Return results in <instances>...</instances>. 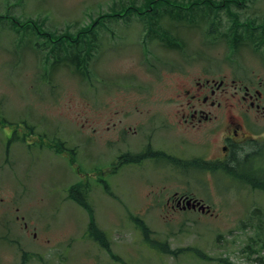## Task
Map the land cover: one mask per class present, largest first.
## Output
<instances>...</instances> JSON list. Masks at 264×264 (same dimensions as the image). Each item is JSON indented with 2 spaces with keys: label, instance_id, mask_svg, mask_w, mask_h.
<instances>
[{
  "label": "rangeland",
  "instance_id": "obj_1",
  "mask_svg": "<svg viewBox=\"0 0 264 264\" xmlns=\"http://www.w3.org/2000/svg\"><path fill=\"white\" fill-rule=\"evenodd\" d=\"M146 2L0 0V14L20 22L38 21L40 29L54 37L91 31L94 22L108 25L98 28V46L89 45L83 54L88 62L80 60V71L75 68L78 60L65 52L60 60L47 56V38L35 29L0 28V200L16 201L18 209L9 216L11 233L0 221V264H19L17 242L36 256L28 264H264L262 189L243 187L224 170L219 171L222 175L194 169L182 174L160 166L157 172L150 160L107 172L118 151L141 146L138 137L125 142L112 133L117 125L137 121L147 129L156 127L152 140L159 150L186 159L217 157L216 141L177 125V112L187 100L182 88L205 73L253 89L264 83V52L244 44L231 48L234 34L229 40L221 34L246 19L251 28L264 27V0H246L231 9L230 3L213 0L219 11L212 22L207 16L190 23L163 18L161 28L176 37V48L161 43L153 31L152 41L145 37L147 23L136 13L130 22L105 21L120 4L144 12ZM247 117V133L264 136V115L254 110ZM11 130L16 136H8ZM55 141L68 149H60ZM7 142L10 164L4 163ZM252 145L240 153L252 152ZM263 164L264 159H255L241 174ZM253 171L256 178H264L257 167ZM86 182L93 187L90 203L97 226L107 233L110 252L87 237L91 217L68 199L71 187ZM176 192L200 200L209 211L170 207L167 200ZM17 215L24 219L17 222ZM133 217L143 219L153 238L167 242L177 256L147 247ZM31 220L36 225L29 226L28 236L22 223Z\"/></svg>",
  "mask_w": 264,
  "mask_h": 264
},
{
  "label": "flooded vegetation",
  "instance_id": "obj_2",
  "mask_svg": "<svg viewBox=\"0 0 264 264\" xmlns=\"http://www.w3.org/2000/svg\"><path fill=\"white\" fill-rule=\"evenodd\" d=\"M208 74L209 73H205L200 77L192 78L191 87L182 88V93L186 96L187 100L186 103L181 104V111L177 112L181 115L177 116L180 117V119L177 120L176 123L177 125L184 126L186 129L194 130L198 135L203 132L208 142L216 141L218 155L217 157L209 159L205 157H192L191 160L194 161L192 163L193 165L188 166L185 164L186 158L184 156H179L183 154H171V158L177 160L178 167L173 164V161H170L168 168L172 171H179L180 169L185 170L189 167L194 169L196 167L204 171L208 164H213L219 171L228 170L230 173L233 172V174H236L233 176V180L236 182L240 180L243 187H262L259 181H264V178L261 180L251 175H258L253 171L254 168L257 167L261 175L264 176V164L262 166L254 165L251 169V173L241 174V168L236 167V161L239 158L248 157H250V160L256 159L258 161L264 159V136H250L246 131L248 122L247 116L250 111L255 110L264 115V83L260 81L257 88L253 89L248 85L238 86L235 80L229 83L226 76L221 77ZM231 86H233V89ZM185 110L186 112L184 113ZM128 117L129 115L125 116V118ZM127 124L128 123L119 127L115 123L117 128L112 132L113 135L115 136L117 134L120 138H123L125 142L131 136L141 139V146H139V149H136V153L146 155V159L152 161L154 165V161L157 160L156 158L158 156L157 151H159V149L154 147L152 142L157 132L156 127L147 129L144 123L138 121L135 127L133 126L136 124ZM166 125L168 127L171 126V128H176V124L174 125L173 123L171 125V122L166 123ZM248 143L253 144L252 152L246 155L241 154V149ZM258 149L260 153H257ZM124 154L125 153H120L110 165H115ZM165 155H167V153H165ZM161 165L165 167V164ZM107 169H113V166L107 167ZM246 175H249V178L245 177ZM175 194L172 198L168 199L167 203L172 208L181 207L183 209L187 200L181 201V198H188V195ZM13 208L14 206L11 204L0 205V213L10 214ZM16 218L18 219L19 217ZM5 225L9 226V222H6ZM23 229L28 230L27 223H23ZM33 235L36 237L34 233ZM21 253L20 264H26L28 260L23 259V254L25 253ZM10 264H13L12 261Z\"/></svg>",
  "mask_w": 264,
  "mask_h": 264
},
{
  "label": "trees",
  "instance_id": "obj_3",
  "mask_svg": "<svg viewBox=\"0 0 264 264\" xmlns=\"http://www.w3.org/2000/svg\"><path fill=\"white\" fill-rule=\"evenodd\" d=\"M246 0H224V2L230 3L228 6L235 5L238 8L240 6H243V3ZM148 5V8L144 12H139L138 10H135L134 7L120 4L119 10L124 11L120 16H125V19L128 20L130 17L134 15V13H137V15H143L142 20L144 19L147 23V26L149 29L157 35H159L161 38V41L168 44L169 47H178L176 42V37L171 36L166 30H163L161 28V20L165 17L169 18L170 22H182L187 21L190 23V19L197 18H203L208 17L211 22L217 19V12L219 11V8H216L214 5L213 0H147L146 4ZM217 6V5H216ZM132 7V8H131ZM218 7V6H217ZM135 10V11H134ZM152 10V12H151ZM197 10L198 14H194L193 11ZM149 11V12H148ZM186 12V13H184ZM209 12V13H208ZM210 12L212 15H210ZM216 12V13H215ZM230 12V11H228ZM117 13V12H116ZM109 15L108 18L110 20H114L115 18H119L117 14ZM189 14H192L191 16H188ZM208 14V15H207ZM146 15V16H145ZM232 16V15H231ZM145 17V18H144ZM0 19L6 20L0 23V28H3L5 25H11V28H14L16 25H26L33 29H35L40 35H44L45 39V48L47 49V54L52 55L53 58L57 56L58 60H60V56L63 52L69 54V57H72L74 59H77L78 62H75L77 65L75 68L80 71V60H85V62H88V57L85 55L83 58V54L87 52V48H89V40L93 37L90 36V34L86 36H79L78 39L75 38L74 40L66 39V36L61 35L58 37H54L55 35H46L44 31H42L39 27L38 21H27V22H20L19 20L7 15H1ZM230 20H234L233 17L229 18ZM106 20V19H105ZM236 22V21H235ZM249 19H246L244 23H239L240 28L238 30L235 29V26H232L227 32H221L222 37L227 38L228 40L230 38V34H234L233 38V44L231 47L234 49H238L241 45H247V46H254L256 50H259L264 47V27H259L257 30L249 27ZM104 23L105 22H99ZM98 23V24H99ZM264 24V22H262ZM214 25V22H213ZM31 28H29L31 30ZM217 29H211V32H216ZM219 32V31H218ZM33 34V33H32ZM34 35V34H33ZM69 38V37H67ZM61 58H67L64 57V55L61 56ZM87 64V63H86ZM54 65V62L52 63ZM141 158V155L134 156V160L136 162ZM248 158H239L236 161V167L242 168L245 165L249 164L252 159L250 160ZM189 164L192 166L193 164ZM244 173L248 174L251 173L250 170H244ZM250 175V174H249ZM249 175H246L245 177L249 178ZM252 177H256L254 175H251ZM259 183L262 185V187H253V188H259L264 191V181H259ZM81 193V194H78ZM89 189L88 187H75L73 186L69 191V199L76 202L79 206L83 207L85 210H87L92 219L90 222L88 234L90 238H92L94 241L98 242L100 246H102L104 249L109 250V242L107 240L106 234L97 226L95 221L93 220V208L90 204L89 197ZM136 221V225L139 228L142 236L143 241L146 246H148L151 249L156 250L157 252L161 254H167L172 256H177L178 251L172 250L169 246V244L165 241H161L157 239L156 237L153 238L151 229L139 218L134 219ZM186 251L188 252H194L198 255L199 251L192 248H187ZM115 258V257H114ZM118 258V257H116ZM129 264V263H126ZM229 264V263H228Z\"/></svg>",
  "mask_w": 264,
  "mask_h": 264
},
{
  "label": "water",
  "instance_id": "obj_4",
  "mask_svg": "<svg viewBox=\"0 0 264 264\" xmlns=\"http://www.w3.org/2000/svg\"><path fill=\"white\" fill-rule=\"evenodd\" d=\"M188 206H189V202H188ZM202 207H203L202 209L204 210V209H205V207H204V206H202Z\"/></svg>",
  "mask_w": 264,
  "mask_h": 264
}]
</instances>
